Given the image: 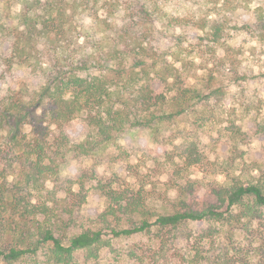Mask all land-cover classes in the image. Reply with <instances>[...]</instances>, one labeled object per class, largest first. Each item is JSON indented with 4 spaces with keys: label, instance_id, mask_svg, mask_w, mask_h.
<instances>
[{
    "label": "trees",
    "instance_id": "obj_1",
    "mask_svg": "<svg viewBox=\"0 0 264 264\" xmlns=\"http://www.w3.org/2000/svg\"><path fill=\"white\" fill-rule=\"evenodd\" d=\"M206 1L203 14L183 19L195 39L163 44L151 18L164 11L149 1L125 23L117 18L121 0H0L2 76L21 69L36 79L4 80L0 87V264H75L81 252L96 260L107 235L129 241L136 264H264V161L245 160L240 147L248 136L222 114L225 85L243 91L254 80L233 43L244 37L264 48V8L244 4L240 9L252 11L246 20L236 13L239 3ZM77 10L89 14L93 28L74 25ZM194 67L203 77L190 83ZM154 83L167 89L157 92ZM240 106L264 136V98ZM186 115L197 118L198 129L209 122L227 133L222 179L200 198L195 182L175 181V197L158 211L111 181L98 182L94 188L107 201L100 226L79 231L84 184L77 192L64 186L61 167L71 158L102 161L132 129L162 145ZM74 120L86 130L79 142L64 129ZM187 147L176 176L203 162L195 143ZM163 155L172 162L171 153Z\"/></svg>",
    "mask_w": 264,
    "mask_h": 264
},
{
    "label": "rangeland",
    "instance_id": "obj_2",
    "mask_svg": "<svg viewBox=\"0 0 264 264\" xmlns=\"http://www.w3.org/2000/svg\"><path fill=\"white\" fill-rule=\"evenodd\" d=\"M122 8L118 13V21L121 22L129 13L134 12L140 3L149 1L150 8L160 7L164 11L162 14L157 13L152 16L153 29L156 36L161 39L164 44L167 41L172 42H190L195 39L197 32L184 26L183 19L190 15H200L203 10V3L206 0H170L167 4L161 5L156 3L159 0H121ZM232 4L239 3L236 13L248 20L252 11H244V4H249L251 10L254 6L261 5L264 8V0H230ZM153 3V4H152ZM207 3V1H206ZM157 4V5H155ZM200 5V6H199ZM18 5H11V11L18 10ZM197 9V10H195ZM195 11H199L194 13ZM4 15V5H0V19ZM117 21V20H116ZM124 22V21H123ZM74 25L78 29H90L92 20L87 12L77 10L74 14ZM96 28V27H95ZM96 31V30H94ZM82 39V38H80ZM7 46V45H5ZM235 49H241L243 52L244 68L254 76V80L243 90L237 85H225L226 94L222 99V114L228 121L233 122L236 126L243 130L249 139L246 146H241L245 152L243 157L247 162L256 160L264 161V136L257 132V126L253 116H248L240 106V101L258 97L264 98V48L260 47L254 41L238 37L234 40ZM4 42H0V54L4 51ZM191 60V56L187 57ZM198 63L195 60V64ZM193 67V66H192ZM2 73V74H1ZM3 67L0 65V87L4 80H18L28 83H35L36 79L29 76L27 72L21 69H14L12 73H7L5 79L2 75ZM189 81L193 83L203 77L202 71L192 68L188 72ZM173 83L172 80L169 81ZM30 84V85H31ZM156 85L157 92H165L167 84ZM245 87V86H243ZM245 89V88H244ZM2 93V92H0ZM264 116V110L262 111ZM260 117V120L263 119ZM193 115H186L184 121H181L169 133H165V137L161 144L156 145L149 140L146 131L130 130L122 134L115 147H110L105 153L102 161H95L84 157L71 158L60 169V178L65 184L71 185V189L77 192L79 190V182H83L85 195V203L80 210L79 231L85 229H96L100 226L99 216L104 212L107 201L102 194L94 188L98 182L102 184L111 181L115 188L125 189L129 197L141 198L147 205L149 210L158 211L160 203L167 199H173L176 195L171 189L172 183L177 181L183 183L190 180L197 184L196 197L200 198L208 189L211 183L219 182L221 171L219 163L228 156V136L222 128L217 125L204 123L205 125L198 129L192 125ZM66 133L74 142H79L85 135V126L81 120L69 122L64 127ZM29 126L24 127V132L28 133ZM4 141V133L0 134V142ZM195 143L197 151L203 158V162L191 166L187 172H181L176 176L174 171L183 168V156L188 153V145ZM171 153L172 162H163V153ZM160 155H162L160 157ZM93 178L94 180H90ZM111 225H116L111 222ZM107 246L102 244L99 257L94 260H84L87 253H79L75 257V264H136L130 257L131 243L127 240L120 241L112 238L110 235L104 238ZM116 259V260H115ZM45 260V258H42ZM2 264V263H1Z\"/></svg>",
    "mask_w": 264,
    "mask_h": 264
}]
</instances>
